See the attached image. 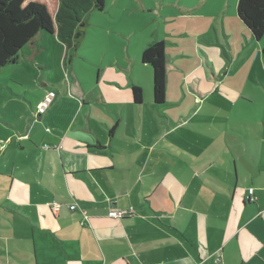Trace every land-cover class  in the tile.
Instances as JSON below:
<instances>
[{
	"label": "crops",
	"instance_id": "obj_1",
	"mask_svg": "<svg viewBox=\"0 0 264 264\" xmlns=\"http://www.w3.org/2000/svg\"><path fill=\"white\" fill-rule=\"evenodd\" d=\"M237 7L187 0L163 105L142 62L162 41L124 59L111 31L133 34L114 25L86 37V22L75 49L42 32L0 71V264H264V37Z\"/></svg>",
	"mask_w": 264,
	"mask_h": 264
},
{
	"label": "trees",
	"instance_id": "obj_2",
	"mask_svg": "<svg viewBox=\"0 0 264 264\" xmlns=\"http://www.w3.org/2000/svg\"><path fill=\"white\" fill-rule=\"evenodd\" d=\"M0 0V71L16 64L22 49L34 43L40 33L56 34L68 49L82 44L86 34V18L103 12L107 0ZM51 5V6H50ZM238 17L255 40L264 37V0H238ZM165 43L148 46L142 62L153 69L154 102L163 105L166 99ZM264 59V49H263ZM136 104L143 102V91L133 87Z\"/></svg>",
	"mask_w": 264,
	"mask_h": 264
},
{
	"label": "rangeland",
	"instance_id": "obj_3",
	"mask_svg": "<svg viewBox=\"0 0 264 264\" xmlns=\"http://www.w3.org/2000/svg\"><path fill=\"white\" fill-rule=\"evenodd\" d=\"M45 1L49 2L48 0ZM186 2L187 0H107L106 11L102 13L93 12V14L86 19V22L92 24L88 27V34L86 37L111 31L113 30V25L118 28L123 27L128 34H133L132 38H130L131 41L130 39L120 37L114 31H111V34L121 39L119 45L115 46L112 44V46L114 49H117L119 56H123L124 54V59L127 57V53L122 50L128 48L131 52H135L138 48L140 49L141 46L146 47L149 43L156 40L169 42L168 40L171 38L191 44V37L189 38V36L184 37L182 35L180 38H176V36L173 37V35L178 34L180 30L182 31L181 33L186 31L187 23L185 19H183V16H186L184 13ZM176 28H179V30ZM171 30H173L172 33L170 32ZM206 30H208V26H206V29H203V31ZM172 49L180 50L179 48ZM227 54L228 57L231 58L229 50H227ZM176 62H184V67H186L187 71L196 67L195 60L188 58L176 59L175 64ZM143 72L145 75L147 74L145 81L148 82V75L151 71L148 67H144ZM2 75H5V73L1 72L0 76ZM196 77L197 75H195L194 78L187 79L188 83H191V86L195 84L197 87V83L195 82ZM144 88L145 86H142L143 91ZM195 89L198 90L197 88ZM190 93L194 100L200 99L196 93L192 91H190ZM197 104L199 103L197 102ZM170 108L168 107L167 109Z\"/></svg>",
	"mask_w": 264,
	"mask_h": 264
},
{
	"label": "built area",
	"instance_id": "obj_4",
	"mask_svg": "<svg viewBox=\"0 0 264 264\" xmlns=\"http://www.w3.org/2000/svg\"><path fill=\"white\" fill-rule=\"evenodd\" d=\"M56 99V93L53 91L48 92L43 100L37 105L36 107V116L37 117H42L43 115L46 114V112L50 109L52 106L54 100ZM254 190L250 189L249 190V196L247 197V200L249 202H254L256 200L255 195H254ZM76 208V205L70 206L71 210H74ZM133 211L131 209L127 210H117L113 209L110 210L108 213V216L113 219H124L127 216H132ZM87 222V221H86ZM82 225H85V222L82 223ZM217 262H220V259H217Z\"/></svg>",
	"mask_w": 264,
	"mask_h": 264
}]
</instances>
